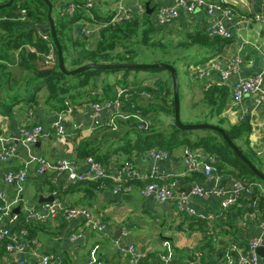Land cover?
Segmentation results:
<instances>
[{
    "label": "crops",
    "instance_id": "crops-1",
    "mask_svg": "<svg viewBox=\"0 0 264 264\" xmlns=\"http://www.w3.org/2000/svg\"><path fill=\"white\" fill-rule=\"evenodd\" d=\"M62 1L70 0H51L53 7L56 6L57 15L61 11L58 3ZM123 1L128 5L139 1L145 5V2H148L152 9V13L148 15L156 28L150 35L173 41L174 46L178 50L181 49L182 54L179 55V59L184 61L179 63L180 60L176 59L173 61V65L177 64L182 67L181 80L175 66L179 90L182 83L183 102L187 93L188 97L201 93L200 101L204 103V94L208 88L215 85L225 86L227 94L219 117L223 122H227L228 126L237 125L241 121L247 122L250 126L247 143L242 141L238 143L247 152L264 160V152L261 155L256 152V150L264 151V105L254 103L250 96L244 97L239 102L234 101L231 97L232 85L239 78L260 73L264 85V4L262 0H224L233 10V18L228 21L219 13H214L213 18L221 20L227 25L232 32L231 38L228 40L209 38L195 43H191V38L188 36L191 34L195 36V32H200L203 35L202 30L206 22L209 21V17L203 10H195L190 13L180 10L174 21L158 24L153 21L154 12L160 6L171 5L173 0ZM115 2L116 0H101L100 4L96 2L99 6L97 13L101 16L111 15ZM144 13H137L135 16L142 18ZM258 14H262L263 18L256 19ZM83 22L92 21H78L75 24L77 35H79L78 32L80 33L79 29ZM35 26L37 32L46 33L48 21L47 24L44 22ZM76 34L73 35L75 39H80ZM95 34L92 38L95 37ZM182 42H186L187 45L181 44ZM89 47L90 45H86V48ZM77 50L79 48L73 50L75 55H78ZM236 57L240 59L239 72L230 74L226 81H221L220 70L225 69L228 63ZM74 58L71 56L65 60L67 68L76 66L73 62ZM0 65H5L2 77H0V100H7V109L9 110L7 113L0 112V136L8 140L7 144H13L17 149L15 157L7 161L0 160V191H3L8 198H13L16 186L3 182V175L8 170L24 168L26 177L22 184L21 195L29 204L40 208V205L45 202L40 203L38 197L52 195L53 199L60 200L65 206L93 208L106 224V228L102 232H98L86 226L81 217L66 219L61 213H58L55 217L46 218L42 223L32 225L36 227L35 236L32 237L36 239L33 248L38 252L37 255L7 252L0 242V264H38L40 255L44 253L54 254L61 264H86L89 249L94 244L100 246L99 257L103 264H126V257L120 254L117 245L129 242L144 253L140 264H161L158 255L161 252L160 243L162 240H169L172 244L175 256L174 264H189L191 257L187 258L186 255L193 250L201 252L203 264H226L222 254L223 247L215 248L214 237L223 238L227 243L235 241L239 245H245L252 238H264V229L260 227L264 213V198L261 197L252 196L251 200L256 201L255 208L246 205L244 208L231 207L224 210L220 206V197L193 195L190 197L188 206L195 213L190 215L186 211H180L174 202L160 203L152 197L141 196L137 191L139 183L130 193H114L112 186L108 184L105 188L97 186L96 190L89 194L83 190L82 185L78 184L79 182L68 183L64 173L46 172L40 174L37 172V164L31 160L32 156H42L49 161L73 158L78 169L85 170L87 168L85 158L92 156L97 160L95 156L100 155L101 158H98L100 160L97 161L110 169L125 161L133 162L142 170L156 166L161 174H170L168 177L176 181L177 189L184 192H186V187L191 188L194 185L204 189H209L216 184L217 186L222 185L223 178L217 179L214 174L206 177L201 172H192L174 176L175 173L185 170L182 162L184 145L175 146L170 150L158 145L153 146L152 148L167 152V156L159 161H154L148 156V151L152 148H133L129 152L123 150L125 140L133 141L136 137V133L133 131L135 125L131 120L118 119V128L111 130L105 122L107 111H102L99 119L100 124L93 126L94 111L89 103L113 98L117 89L121 87L127 86L135 89V86L140 84L143 87L153 86L151 84L143 85L146 83L147 76L141 74L140 70L104 71L95 78L94 82L87 85V92L80 94L84 90L83 88L77 89V91L83 89L81 92L70 90L63 101L65 108L57 111L50 103L46 102V86L43 85L36 91L32 86L26 89L23 87L22 79L29 76L31 72L23 68L18 63V59L15 58L13 62L0 59ZM36 65L41 67L40 61ZM198 68H205L207 73H200ZM15 82L19 85L18 87ZM104 83L109 84L106 91L102 88ZM7 90L11 93L16 91L19 97L18 101L8 99ZM110 91H113L114 94L111 95ZM160 92V97L164 98V91ZM31 95L38 101L37 103L30 100ZM152 100L153 97L146 93L137 97V105L145 107ZM4 109L5 106L0 108V111ZM58 115L61 116V124L69 134L60 140L56 139L52 127V120H55ZM35 124L42 126L44 136L41 140L28 146H23L16 141L21 127ZM85 144L87 149L91 150V154L80 155L81 146ZM217 169L216 174L222 177L227 173L240 176L230 166L224 169L217 165ZM258 180L264 184L263 180ZM84 182L95 183L94 181ZM19 212L20 215H23V208H20ZM208 214L213 217L209 218ZM201 215L204 217H200ZM151 227L162 229L157 237L148 235L147 230ZM124 228L128 231L126 236L123 235ZM212 237L213 239H211ZM259 258V264H264V257L259 256Z\"/></svg>",
    "mask_w": 264,
    "mask_h": 264
},
{
    "label": "built area",
    "instance_id": "built-area-1",
    "mask_svg": "<svg viewBox=\"0 0 264 264\" xmlns=\"http://www.w3.org/2000/svg\"><path fill=\"white\" fill-rule=\"evenodd\" d=\"M264 4V0H262ZM61 11L60 17L72 16L75 11L82 6L91 8L94 0H84V4H80L70 0L58 3ZM194 12L195 10H203L209 17V21L204 26V33L208 38L230 39L231 30L221 20L213 18L214 13H219L224 19L231 20L234 12L224 0H173L169 6H160L154 12V22L158 24L170 23L179 15V11ZM145 5L142 1L128 5L123 0H116L113 5L112 16L107 22L93 23L83 22L80 27V33L87 37V44L90 45L92 37L100 28L115 24L121 20H130L137 13H144ZM263 15H256V19H262ZM95 34V35H96ZM38 35L46 42L48 49L42 53V65L44 68H53L56 65V53L53 43L48 32L39 33ZM29 50L34 51V47L28 46ZM218 69V68H217ZM240 69V59L233 58L225 69L220 70L221 81H226L230 74L238 73ZM202 74H206L205 68H198ZM144 95V91L130 87H121L116 91L113 98L105 99L102 102L89 103L93 114V126L100 124V116L102 111L106 113V124L111 130H116L117 120H131L138 129L148 128L149 121L137 103L130 102L133 95ZM250 96L254 103L264 105V85L263 78L260 73L237 79L231 88V97L234 101L239 102L244 97ZM128 102L130 104L128 105ZM68 104V102H65ZM86 105V104H85ZM129 108V109H125ZM126 111H125V110ZM52 127L56 134V139H64L69 134L61 124V116H57L52 120ZM44 136L42 126L35 124L32 126H23L20 128L19 136L16 138L23 146L37 143ZM8 140L0 136V160L7 161L17 155V149L13 144H7ZM261 155L263 150H256ZM148 156L159 161L167 156V152L162 149L152 148L148 151ZM31 160L37 164V172L40 174L46 172L64 173L70 184L81 181H94L98 183V188H105L106 183L110 180L112 192L114 193H130L139 183L138 193L144 197H152L157 202H174L180 211H186L188 214H194V210L189 208L190 197L193 195L207 197L214 195L221 198L220 206L222 209L228 208H244L246 205L255 208L256 201L251 200L252 196L264 198V184L258 179H246L232 173H227L224 177L216 174L217 156L213 153L205 151L202 147H190L184 145L182 148V162L185 170L181 173H175L179 176L201 172L206 177L212 174L217 179L223 178V184L214 185L209 189H204L194 185L190 188L189 193L177 189V183L170 174H161L156 166H150L147 170H142L131 161H125L115 168L103 166L92 156H87L85 161L87 168L79 170L76 161L72 158H62L55 161H49L42 156H32ZM26 171L24 168L16 170H8L3 175V182L6 184H14L16 192L13 198H8L3 191H0V242L7 252L19 254H34L38 252L33 248L36 239L29 235V224L42 223L46 218H52L61 213L66 219L81 217L86 226L91 229L102 232L106 228L105 222L95 213L94 209L85 206H65L60 200L53 199L45 202L36 208L29 204L21 195L22 184L25 181ZM15 207L23 208V216L19 218V213L13 210ZM200 217H204L201 215ZM209 218L213 216L208 214ZM260 227L264 229V213L260 222ZM128 231L123 229V235L126 236ZM161 252L158 260L161 264H174L175 256L172 244L169 240H162L160 243ZM215 248H222V254L226 264H259V255L256 249L260 246L264 247V238H252L245 245H239L235 241L227 243L223 238L214 237ZM99 244H94L89 249L86 264H103L99 257ZM120 254L126 257V264H140L144 253L129 242L124 245H117ZM38 264H61L60 260L50 253L41 254ZM189 264H203L202 254L199 250L191 252Z\"/></svg>",
    "mask_w": 264,
    "mask_h": 264
},
{
    "label": "trees",
    "instance_id": "trees-1",
    "mask_svg": "<svg viewBox=\"0 0 264 264\" xmlns=\"http://www.w3.org/2000/svg\"><path fill=\"white\" fill-rule=\"evenodd\" d=\"M61 1V0H60ZM81 6L84 4V0H72ZM64 2V1H62ZM95 3V0H94ZM91 12V13H90ZM111 15L101 16L97 13L94 5L91 8H84L83 6L75 11L72 16L60 17L57 15L54 18L55 29L57 37L63 49L64 62L68 57H71V51L74 48H79L78 55H75L74 65L78 66L87 62H99V63H114V62H133L136 56L135 50L128 46V43H133L132 37L137 36L140 33V41L143 44L150 46L161 45L159 41L157 43L151 40L150 33L156 28L152 24L150 15L144 13L142 18L133 16L130 20H121L115 24H110L103 28H100L92 39L89 48L86 42L87 37L82 33L76 34L75 24L81 20L92 21L93 23L107 22ZM47 24V5L43 0H13V2L4 8H0V59L12 61L18 59V63L28 71L30 75L22 79L24 88L33 87L36 91L41 86H46L47 95L45 97L46 102L50 103L54 110L60 111L65 108L63 104L66 94L73 89V91L85 87L95 81V78L104 71L113 70H100V69H87L74 75H66L62 73L56 65L53 68L46 69L42 65V53H45L48 49L46 42L38 35L36 30V24ZM80 31V29H79ZM200 32L188 36L191 38V43L196 41L208 40L209 38L204 33V28ZM76 34L80 39H75L73 36ZM218 39V38H216ZM53 43V42H52ZM181 44L187 45L186 42ZM92 45V46H91ZM28 46L34 47V51L29 50ZM54 51L56 52V48ZM118 48V50H116ZM116 50V51H115ZM77 54V53H76ZM74 57V56H73ZM57 58V56H56ZM40 61L41 67L36 63ZM163 61L162 59L151 60V62ZM146 62V61H145ZM173 64V62L166 60ZM75 66V67H76ZM5 69V65H0V77H2V70ZM32 70V71H31ZM128 72L130 70L139 71L140 69H118ZM148 72L162 71V68L143 69ZM6 81V80H5ZM75 81V82H74ZM170 85L163 81H157L154 86H135L138 92L144 91L148 96L153 97V100L145 107H139L142 113L148 117L149 111H162L167 115L173 116V99L171 97L170 102L166 101L163 97H160V91L166 90L172 95V80L169 81ZM16 83V82H15ZM34 83V85H33ZM19 85L16 83V87ZM127 87V86H125ZM170 87V88H169ZM102 88L106 91L109 88L108 83H104ZM227 91L225 86H212L208 88L204 94V103L208 107V111L202 121L197 120L195 122H209L211 117H219L222 111V107L225 102ZM6 96L12 101H18V93L9 92L7 90ZM139 94L133 95L130 102L137 103V97ZM30 100L34 103L38 101L31 95ZM14 101V102H15ZM13 102V103H14ZM128 102V105L130 104ZM7 100H0V108L5 106V109L0 111L7 113ZM129 109V108H125ZM222 121V120H220ZM134 124V122H133ZM135 125V124H134ZM133 131L136 133V137L133 141L125 140L123 150L129 152L133 148L138 149H150L155 145L161 146L168 150L179 145H188L193 147H202L205 151L213 153L217 156V165L219 168H227L230 166L237 172L242 178L246 179H259L249 167L243 163L233 152V150L226 144L222 136L210 129L202 130H182L175 126L173 123L169 126H164L162 130H156L152 126L147 129H138L135 125ZM226 133L232 139V141L243 151V153L254 163V165L261 172L264 173L263 158H258L252 153L247 152L238 143L242 141L247 143V135L250 131V126L247 122L241 121L237 125H230L228 129L225 128ZM132 144H134L132 146ZM91 154V150L87 149L86 144L81 146L80 155ZM97 157V158H96ZM97 160L101 158L100 155L95 156ZM221 165V166H220ZM109 180L106 184L111 185ZM85 192L91 194L96 190L97 182H79ZM20 213V212H19ZM23 215L19 214V218ZM29 235L35 236L36 227L32 224L28 225ZM213 239V237L211 238ZM187 258L191 257V252L186 255Z\"/></svg>",
    "mask_w": 264,
    "mask_h": 264
},
{
    "label": "rangeland",
    "instance_id": "rangeland-1",
    "mask_svg": "<svg viewBox=\"0 0 264 264\" xmlns=\"http://www.w3.org/2000/svg\"><path fill=\"white\" fill-rule=\"evenodd\" d=\"M3 3L4 0H1ZM5 2V1H4ZM97 3L100 4L101 0H96ZM94 4L95 9L98 11L99 10V6L98 4ZM106 4H108L106 2ZM109 12V11H108ZM91 13V12H90ZM52 15L55 18L57 16V9L56 6L53 7L52 9ZM140 33L137 36L132 37V41L133 43H128V46L132 47L135 50V54L136 56L134 57L133 61H146V62H151V60H157V59H162L163 61L169 60L171 62L175 61L176 59H179V55L182 54L181 49L178 50V48H176V46H174L173 41L170 40H163L161 38H159L156 35H152L151 38V42L155 41L157 43V41L160 42L161 45L157 46H150L148 44H143L140 41ZM118 50V48H117ZM116 51V50H115ZM180 53V54H178ZM178 54V55H177ZM71 56L75 57V53L73 51H71ZM189 57V56H187ZM179 63L183 62L184 60L181 61V58L179 59ZM175 66L178 69V74L182 80V76H183V72L181 70V66L175 64ZM74 68V67H73ZM139 72H142L141 74L147 76V80L146 83L144 84H151V85H156L157 81H163L164 83L169 84V81L171 80L170 74L167 70L163 69L162 71H157V72H153L150 73L148 71H144V70H140ZM75 82V81H74ZM142 85V84H140ZM181 89L179 90V95H180V117L181 120L183 122H195L197 120L202 121L204 119V116L206 115L207 111H208V107L205 105V103L200 101V98L202 96L201 93H198L199 95H192L188 97V93L185 95L184 97V102H183V90H182V83H181ZM83 88L80 91L77 92H81L80 94H83L85 92H87L88 90V86L85 87H81ZM183 88H184V83H183ZM164 91V99L168 102H170L172 95L170 93H168V91H166L165 89ZM111 95L114 94L113 91H110ZM148 121H149V126H152L153 128H155L156 130H161V127L164 126H169L170 124L173 123V119H172V115H166L164 112L162 111H149L148 117H147ZM221 118L220 117H211L209 119V122L218 124L226 129L229 128V126L227 125V122H223L220 121ZM161 128V129H160ZM147 129V128H146ZM162 229L158 228V227H151L147 230L148 235H151L152 237H157L159 235V232Z\"/></svg>",
    "mask_w": 264,
    "mask_h": 264
},
{
    "label": "water",
    "instance_id": "water-1",
    "mask_svg": "<svg viewBox=\"0 0 264 264\" xmlns=\"http://www.w3.org/2000/svg\"><path fill=\"white\" fill-rule=\"evenodd\" d=\"M47 5V21H48V29L46 32L49 33L53 45L56 48V56H57V67L58 69L66 74V75H74L81 71L87 69H100V70H118V69H154V68H162L169 72L171 80H172V99H173V120L174 124L177 128L182 130H202V129H210L218 132L226 144L233 150L236 156L245 163L249 169L256 175L259 179L264 181V173L261 172L254 163L243 153V151L232 141V139L228 136L225 131V128L212 123V122H183L180 117V95H179V80L176 68L173 64L158 61V62H114V63H99V62H87L81 65H78L74 68H67L64 62L63 49L60 44V41L57 37L54 19L52 17V8L53 3L51 0H43ZM13 0H6L3 3H0V8L8 7ZM145 13L151 14L152 9L149 7V3L145 2ZM190 188L186 187V192L189 193ZM39 202H49L53 200V196H42L39 197ZM15 213L19 212V208L15 207L13 210ZM256 252L259 256L264 257V247L260 246L256 249Z\"/></svg>",
    "mask_w": 264,
    "mask_h": 264
}]
</instances>
